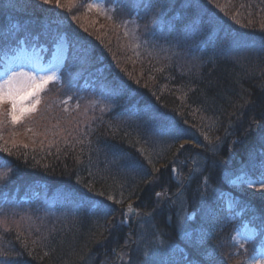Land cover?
<instances>
[{"label":"trees","instance_id":"obj_1","mask_svg":"<svg viewBox=\"0 0 264 264\" xmlns=\"http://www.w3.org/2000/svg\"><path fill=\"white\" fill-rule=\"evenodd\" d=\"M90 2L0 0V59L61 36L69 47L35 112L13 125L0 110V252L10 264H185L198 247L245 264L264 242V190L246 182L264 174V0H104L108 16ZM145 105L184 138L162 136ZM98 192L123 202L94 216ZM245 224L257 235L241 248Z\"/></svg>","mask_w":264,"mask_h":264},{"label":"snow or ice","instance_id":"obj_2","mask_svg":"<svg viewBox=\"0 0 264 264\" xmlns=\"http://www.w3.org/2000/svg\"><path fill=\"white\" fill-rule=\"evenodd\" d=\"M42 3L44 5H48L52 3V0H42ZM56 6H60V0H56ZM93 7H95V5H88L89 10ZM209 25H211V22H209ZM125 34L127 35V33ZM60 79L61 78L57 75L56 70L51 68H37L33 71H26L23 66H17L10 69L4 79L0 80V110H2L5 105H9L10 107L7 113L8 119L13 125L19 124L24 117L36 111L37 105L40 103V94L45 89V86L53 82H59ZM123 88V84L117 86V90L121 93L123 92ZM128 95L130 97L131 93ZM68 99L70 100L71 97ZM144 108L146 110V115L151 116L153 120L161 122L159 133L162 136H166L174 140L184 138V130L180 129L174 121L168 120L163 113H160L158 110L151 109L148 105H145ZM257 127H260V125H257ZM29 131H31V129H29ZM185 142L187 143V139H185ZM25 147L27 146L25 145ZM180 147L183 148L184 145L181 144ZM0 151L8 152V149L0 147ZM10 154L11 153L9 152V155ZM173 171H175V169H173ZM3 178V175L0 174V180ZM246 182L252 187L264 190V175L258 179H252ZM88 191H91L90 187L88 188ZM94 196L103 197L102 199L88 197L90 210L94 216L107 215L110 212L111 205L107 203V201H111L113 203L123 202L116 201L115 197L111 194L105 196V193L103 192L94 193ZM128 207L129 209L132 208L131 205ZM125 215H127V213H125ZM123 222V220L120 221L121 224ZM240 246L243 247V243H241ZM195 251L202 257V259L193 260L185 257V264H218L214 253H201L198 247L195 248ZM0 264H10L9 257L6 252H0ZM148 264H152V261H149ZM247 264H264V249L261 250L260 258L252 259L248 261Z\"/></svg>","mask_w":264,"mask_h":264},{"label":"rangeland","instance_id":"obj_3","mask_svg":"<svg viewBox=\"0 0 264 264\" xmlns=\"http://www.w3.org/2000/svg\"><path fill=\"white\" fill-rule=\"evenodd\" d=\"M90 4L95 5L90 11L101 16H108V9L104 3V0H91ZM89 10V8H88ZM125 32L130 37V39H135V24L132 21H129L125 24ZM134 41V40H133ZM50 45L45 46V48L41 47L40 44H31L24 45L22 44L21 48H19L16 52L3 56L0 59V80H3L8 71L17 66H23L26 71H33L37 68H51L56 70L57 75L61 78V73L65 65V60L68 51V43L64 37H60L57 45L50 51L47 49ZM55 83V82H53ZM52 84V83H50ZM50 84L46 85L49 86ZM42 93V92H41ZM41 96V94H40ZM39 106V105H37ZM8 105V110H9ZM24 119V118H23ZM22 119V120H23ZM237 176V174H235ZM264 175V174H263ZM245 176L241 175L240 177L234 178V183L240 185L242 179ZM228 197V198H227ZM225 197V205L227 210L235 209V199L231 196ZM257 232L251 229L248 225L241 227L236 234V243L237 246L241 247V243H243V247L248 245L251 240L255 239ZM252 256L246 260V263L252 259H258L261 256V250L264 249V242H257L256 245L253 246Z\"/></svg>","mask_w":264,"mask_h":264}]
</instances>
